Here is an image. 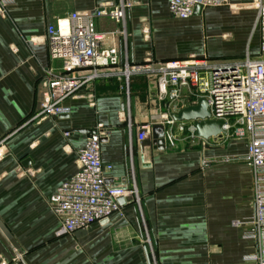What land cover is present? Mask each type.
Masks as SVG:
<instances>
[{
  "label": "crops",
  "instance_id": "0c3cea01",
  "mask_svg": "<svg viewBox=\"0 0 264 264\" xmlns=\"http://www.w3.org/2000/svg\"><path fill=\"white\" fill-rule=\"evenodd\" d=\"M120 1L14 0L0 16V152L5 153L0 157V264H246L244 257L256 244L244 238L247 228L236 224L254 215L253 177L245 163L231 161L246 153V145L238 140L225 145L216 138L192 150L177 146L161 152L143 145L138 129L161 123L154 117L164 111L154 78L132 77L129 95L120 91L121 81L100 79L89 88L94 107L71 98L65 102L69 116L32 122L42 101L40 80L52 67L48 26L56 18L94 13ZM133 4L127 12L132 64L149 54L158 61L201 56L202 19L218 30L227 23L226 14L207 12L211 9L179 20L170 14L168 0ZM143 15L151 17H144L153 27L150 41L137 29ZM159 16L170 24L163 25ZM113 24L97 22L101 31ZM252 31L243 56L255 36L260 45V34ZM118 41L125 55V41ZM98 124L108 130L102 142L103 163L113 167L108 186L130 187L134 175L141 208L126 200L108 222L61 235L62 222L49 199L78 172V152ZM144 226L153 254L144 243ZM14 250L24 253L22 262H13Z\"/></svg>",
  "mask_w": 264,
  "mask_h": 264
},
{
  "label": "built area",
  "instance_id": "2783aa9c",
  "mask_svg": "<svg viewBox=\"0 0 264 264\" xmlns=\"http://www.w3.org/2000/svg\"><path fill=\"white\" fill-rule=\"evenodd\" d=\"M168 1L170 14L183 21L193 18L197 9H219L231 2ZM13 3L14 0H0V16ZM131 6L129 0H121L99 6L94 13L74 12L56 18L48 26L47 43L52 67L40 80L42 101L32 122L69 116L71 111L65 102L71 98H83L94 107L96 97L89 88L100 79L121 81L120 91L129 95L131 78L147 76L156 80L157 97L164 109L157 117L166 129V147L196 142L204 148L206 140L196 135L194 123L176 122L172 115L205 99L210 120L224 122L225 134L216 139L226 142L235 139L246 145V153L231 161L245 163L252 173L255 211L251 218L236 225L246 227L244 238L256 244V251L245 256L244 262L264 264V0H254L247 6L256 11L252 31V35L260 34L256 54L248 45L244 56L238 59L213 60L203 54L182 60L158 61L149 54L141 64H132L128 56L127 12ZM100 20L115 23L123 29L101 31L97 25ZM143 32L149 39L150 29L144 28ZM120 38L125 41V55L118 41ZM153 126L147 124L138 129L140 142L151 137ZM107 131L103 124H98L88 135L85 146L78 152V172L49 199L52 211L62 222L61 235H72L95 223L108 222L121 210L120 199L132 200L141 208L134 175L130 187L107 184L113 170L102 160V142ZM23 257V252L14 250L13 262H22Z\"/></svg>",
  "mask_w": 264,
  "mask_h": 264
},
{
  "label": "rangeland",
  "instance_id": "374dc122",
  "mask_svg": "<svg viewBox=\"0 0 264 264\" xmlns=\"http://www.w3.org/2000/svg\"><path fill=\"white\" fill-rule=\"evenodd\" d=\"M131 5L133 6V0H129ZM253 3V0L250 2ZM250 3L243 2L242 0H233L230 2L229 6L220 8V9H211L207 12H214V13H224L227 15V23L223 29L218 30L215 26H208L207 23L202 19L201 23L204 25L205 29V37H203L202 45L205 46V49L202 54H207L209 58L213 60H225V59H238L243 56L246 44L248 39L250 38V33L252 31L253 22L255 19V9H249L247 6L251 5ZM131 6V8H132ZM151 18L150 16H140L138 17V27L139 31L144 34V28H149L151 31L153 29L152 24L149 22L147 18ZM161 21H163V25L170 24V21L165 16L158 17ZM242 23L244 26L242 28H236L234 25L235 23ZM151 25V26H150ZM208 28V31L207 29ZM108 31H116L122 30V26H118L117 24H113L107 28ZM136 29V28H135ZM222 30V31H221ZM150 31V32H151ZM207 32V33H206ZM152 34V33H151ZM224 36L225 39L223 38ZM152 37L146 39L150 41ZM208 38V40H207ZM205 41V42H204ZM204 42V43H203ZM259 42L258 38L255 36L252 43H251V50L255 52L258 48ZM241 52V53H240ZM229 55V56H226ZM234 55V56H232ZM196 56V55H195ZM216 56V57H215ZM223 56L222 58H219ZM158 119L157 115L154 117V120ZM232 141H236L235 139H229V141H222L223 144H228ZM178 147L184 148L186 150L190 149H197L201 146L198 145L196 142L192 144L187 143H179ZM5 153H2L1 156H4ZM253 177V176H252ZM144 226V243L146 244L149 252L151 254L154 253V246L152 243V236L151 233L147 232V229Z\"/></svg>",
  "mask_w": 264,
  "mask_h": 264
},
{
  "label": "water",
  "instance_id": "95a60500",
  "mask_svg": "<svg viewBox=\"0 0 264 264\" xmlns=\"http://www.w3.org/2000/svg\"><path fill=\"white\" fill-rule=\"evenodd\" d=\"M199 9L196 10L198 12ZM176 122H193L196 127V135L203 140H210L225 134L223 121L210 120L211 113L205 99H200L195 106H189L172 115ZM166 129L162 124H155L152 127V135L149 140L142 144H152L157 150H166ZM120 203L124 200L120 199Z\"/></svg>",
  "mask_w": 264,
  "mask_h": 264
}]
</instances>
